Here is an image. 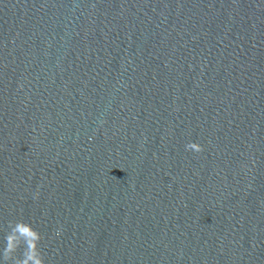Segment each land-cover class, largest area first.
<instances>
[{"label":"water","instance_id":"water-1","mask_svg":"<svg viewBox=\"0 0 264 264\" xmlns=\"http://www.w3.org/2000/svg\"><path fill=\"white\" fill-rule=\"evenodd\" d=\"M21 219L46 264H264V0H0Z\"/></svg>","mask_w":264,"mask_h":264},{"label":"clouds","instance_id":"clouds-1","mask_svg":"<svg viewBox=\"0 0 264 264\" xmlns=\"http://www.w3.org/2000/svg\"><path fill=\"white\" fill-rule=\"evenodd\" d=\"M185 148L195 153L203 151V147L196 142H189ZM8 229L4 237L5 246L0 250L3 264H46L40 248L43 236L37 229L22 219L10 221Z\"/></svg>","mask_w":264,"mask_h":264}]
</instances>
